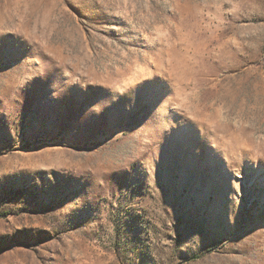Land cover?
I'll return each instance as SVG.
<instances>
[{"label":"rangeland","instance_id":"obj_1","mask_svg":"<svg viewBox=\"0 0 264 264\" xmlns=\"http://www.w3.org/2000/svg\"><path fill=\"white\" fill-rule=\"evenodd\" d=\"M0 264H264V0H0Z\"/></svg>","mask_w":264,"mask_h":264}]
</instances>
